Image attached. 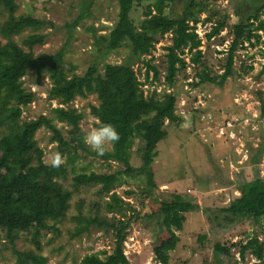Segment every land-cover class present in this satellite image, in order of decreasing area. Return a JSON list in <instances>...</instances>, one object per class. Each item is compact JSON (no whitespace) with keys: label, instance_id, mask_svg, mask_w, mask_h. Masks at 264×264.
Masks as SVG:
<instances>
[{"label":"rangeland","instance_id":"1","mask_svg":"<svg viewBox=\"0 0 264 264\" xmlns=\"http://www.w3.org/2000/svg\"><path fill=\"white\" fill-rule=\"evenodd\" d=\"M88 2V0H87ZM82 0H18L17 15L28 14L35 18L52 22V28L39 31L47 37L40 46L32 50L36 56L58 53L67 43V24L80 14ZM264 0H197L189 20L196 24L201 38L203 60L213 76L223 73L228 50L233 38L232 28L239 18L255 14ZM152 6V5H151ZM149 4L136 7L132 17L140 26L149 10ZM151 8V7H150ZM179 3L168 4L165 13L171 17L181 16ZM1 10V9H0ZM152 10V8H151ZM118 7L114 0H92L91 7L83 21L72 30L64 56V71L68 76L85 74L87 69L97 64L103 73L105 64H121L129 60L130 52L125 46L104 55L99 45L100 38L111 31L117 21ZM4 14L2 18H4ZM261 19L264 16L261 14ZM219 21L227 26L219 35L208 39L207 35ZM28 34L24 33V36ZM260 38L245 42L234 56V72L223 87L205 83L192 87L198 69L188 64L180 72L173 85L165 80V47L171 43V35H157L149 53L139 59H131L138 87L146 98L163 99L168 94L177 97L176 112L181 117L178 125L167 127L168 135L151 152L153 172L157 189L149 196L145 178L135 175L120 176V183L112 193H116L132 208L137 219L131 223L124 243V252L131 264H161L156 261L154 248L170 237L169 228L179 236L180 241L171 253L169 264H253L255 259L247 253L242 259L239 245L251 237H258L264 243V220L256 223L249 219H232L221 209L227 206L233 196L238 195L237 187L251 180L255 169L264 178V118L260 116V97L264 98V31H258ZM0 39H2L0 37ZM18 42L21 38L16 37ZM5 42L4 39H2ZM185 57V55H184ZM187 62L188 56H186ZM155 69L158 75H155ZM24 87L35 94L33 102L22 108L21 120L28 121L40 115L51 117V110L61 106L48 96L52 81L46 70L40 82L36 81L34 70L23 77ZM98 104L95 95L77 96L66 106L82 115L80 121L81 141L74 160L76 173L91 171L96 173H117L125 167L114 161H104L93 155V150L84 142L87 132L97 127V119L90 113V106ZM243 119V120H242ZM242 120V123H240ZM64 137L70 139L71 129L64 123L54 121ZM52 132L41 128L36 133L38 147L46 154L59 151L52 139ZM141 141L136 139L131 150V166L141 165ZM112 149L109 146L108 151ZM66 161V155H64ZM69 175L63 180L64 187L71 190L73 197L67 220L58 225L59 231L41 232L37 237L40 250L33 242L34 233L15 235L11 244L5 232L0 231V264H17L14 249L34 250L42 253L47 264H82L84 256L110 253L112 234L102 229L91 228L90 234L73 237L74 222L71 217L77 214L76 205L82 203L85 215L95 214L96 206L105 218L118 217V213L108 212L106 202L110 194H103L99 186L73 188L74 173L68 166ZM132 193L128 194V193ZM179 193L197 202L198 211L185 214V221L170 226L169 212L161 202ZM91 212V213H90ZM131 212L128 211L127 214ZM133 214V213H132ZM165 219L167 221H165ZM203 239H202V238ZM219 243L230 250V256L216 254L214 244Z\"/></svg>","mask_w":264,"mask_h":264},{"label":"trees","instance_id":"2","mask_svg":"<svg viewBox=\"0 0 264 264\" xmlns=\"http://www.w3.org/2000/svg\"><path fill=\"white\" fill-rule=\"evenodd\" d=\"M92 0H82L80 14L67 24V43L71 40L72 30L86 17ZM118 7L117 21L107 36L101 37L99 45L104 55L120 47L129 49V60L121 64H105L100 73L97 64L91 65L84 75L68 76L64 71V56L67 43L62 49L48 56H36L35 46L44 43L46 35L40 33L43 28L54 27L52 22L35 18L28 14L17 15L18 0H0V231L14 244V237L20 233L33 232V242L37 251L40 242L37 237L41 232L59 231L58 225L64 223L71 209L72 191L65 188L63 180L69 175L68 166L74 173L75 190L87 186H99L103 194H110L106 202L108 212L118 213V217L105 218L99 212L85 215L82 203L76 205L77 214L71 217L74 227L73 237L90 234L91 228L102 229L112 234L110 253L89 254L83 257L82 264H131L124 252V243L131 228L134 216L133 208L116 193H112L120 183V176H138L145 178L146 194L151 195L158 188L153 172L151 152L168 135L169 125H178L181 117L176 112L177 97L166 95L163 99L146 98L138 87V82L131 65V59H139L149 53L157 35H171L170 45L165 47V80L173 85L177 75L186 70L188 64L198 69L192 87L198 88L205 83L223 87L234 72V56L245 42L259 39L258 31H264V4L257 7L255 14L239 18L233 25V38L228 50L227 62L223 73L213 76L200 47L202 41L196 31L197 22L189 18L197 0H114ZM183 4L181 16L171 18L165 13L168 4ZM149 4L140 26L132 17L133 10ZM152 5V6H151ZM4 14V18L2 15ZM225 21H219L207 35L211 39L226 28ZM27 32L24 36V33ZM21 38V42L15 38ZM185 55V57H184ZM188 56L189 62L186 60ZM34 70L36 81L40 82L47 70L52 85L48 96L57 100L61 106L51 110V117L40 115L28 121L21 120L22 108L33 102L35 94L24 87L23 77ZM155 75L158 71L155 69ZM95 95L98 104L90 106L91 115L101 124L114 125L120 134V140L103 156L93 152L94 156L104 161L122 164L125 170L117 173H96L81 171L76 173L74 160L76 150L84 146L81 139L80 121L82 115L73 108H66L75 97ZM260 116L264 118V98L260 97ZM243 120V119H242ZM242 120L240 123H242ZM54 121L66 124L70 139L63 136ZM45 128L52 132V139L58 144L60 152L66 155L65 163L59 168L47 165L44 154L38 147L36 133ZM264 141V134L259 132ZM136 139L141 141V165L131 166V150ZM84 148V147H83ZM82 148V150H83ZM238 195L233 196L221 211L232 219H249L256 223L264 220V178L259 169H255L251 180L242 182L237 187ZM131 194L132 193H128ZM169 212L170 226L179 224V230L185 221V214L198 211L199 206L193 199L173 193L170 199L161 202ZM130 211V214L127 212ZM133 213V214H132ZM165 221H167L165 219ZM170 237L154 248L156 261L169 264L171 253L180 241L173 229H168ZM202 238V237H201ZM203 239V238H202ZM34 250L19 251L14 249L17 264H47L42 253ZM214 252L230 256V250L219 243L214 244ZM249 253L255 259L253 264H264V243L254 236L239 245L242 259Z\"/></svg>","mask_w":264,"mask_h":264},{"label":"clouds","instance_id":"3","mask_svg":"<svg viewBox=\"0 0 264 264\" xmlns=\"http://www.w3.org/2000/svg\"><path fill=\"white\" fill-rule=\"evenodd\" d=\"M120 140L116 127L110 123L91 128L83 138V142L98 155L103 156L109 146ZM45 163L53 168H59L65 163L64 155L59 151L46 154Z\"/></svg>","mask_w":264,"mask_h":264}]
</instances>
